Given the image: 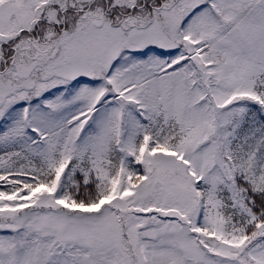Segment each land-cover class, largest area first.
Listing matches in <instances>:
<instances>
[{"label":"snow or ice","instance_id":"6c2138e0","mask_svg":"<svg viewBox=\"0 0 264 264\" xmlns=\"http://www.w3.org/2000/svg\"><path fill=\"white\" fill-rule=\"evenodd\" d=\"M0 264H264V0H0Z\"/></svg>","mask_w":264,"mask_h":264}]
</instances>
